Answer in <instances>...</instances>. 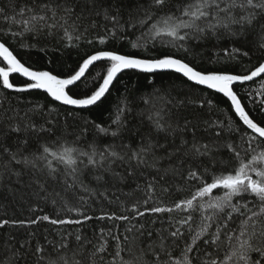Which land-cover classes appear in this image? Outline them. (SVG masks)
<instances>
[{"label": "snow or ice", "instance_id": "snow-or-ice-1", "mask_svg": "<svg viewBox=\"0 0 264 264\" xmlns=\"http://www.w3.org/2000/svg\"><path fill=\"white\" fill-rule=\"evenodd\" d=\"M91 17L107 23L89 38ZM0 20V182L29 181L27 214L0 216V229H33L3 241L0 264H264V0H8ZM57 33L65 47L92 48L70 72L34 68L18 55L17 44L34 47L26 37L39 43ZM222 37L230 46L216 62L224 67L189 59V41ZM117 40L170 51L108 47ZM254 52L257 60L244 64ZM126 70L178 74L192 87L125 95L108 121L84 120L90 140L57 135L62 108L74 115L99 106ZM10 93L25 107H13ZM34 93L46 102L28 99ZM133 105L135 129L126 118ZM170 192L180 195L166 201ZM41 224L54 226L57 239L48 229L36 239Z\"/></svg>", "mask_w": 264, "mask_h": 264}, {"label": "trees", "instance_id": "trees-1", "mask_svg": "<svg viewBox=\"0 0 264 264\" xmlns=\"http://www.w3.org/2000/svg\"><path fill=\"white\" fill-rule=\"evenodd\" d=\"M18 3H24V0H17ZM8 0H0V4H7ZM170 3L175 5L180 3V0H170ZM90 7V6H89ZM125 18H127V14L125 13ZM91 19H95L97 23V27L95 30H90L89 38L95 35V33H102L103 26L107 23L103 20L102 17H91ZM90 20H85L83 22L84 26H87ZM3 24V21L0 20V25ZM132 31V30H130ZM128 33H125L127 35ZM60 33H57L55 36L49 37H40L39 43H37L34 39L25 38L24 43H31L34 45L32 49H21L19 45L16 46V51L18 55L28 64L32 65L34 68L40 69H49L54 72H62L67 73L74 69L81 59L92 51V48L83 44L81 42L78 47H65V41L60 39ZM140 35L139 30H134V34L129 36L130 39L135 40L137 36ZM190 47L193 50V55L189 57V59L194 60V62L202 67V68H221L224 67V63H217L216 61L223 56L222 49L225 46H230L228 44L227 38L222 37L220 40H216L215 38H210L204 41H195L191 40L188 42ZM97 47H105L101 45H97ZM109 48L115 47L116 49L122 52H135L139 55H151L157 56L165 51H170V49H166L161 47L159 44L156 45L154 49H151L148 53H144L142 50L132 49L128 46L127 40L120 41L117 40L114 43H110L108 45ZM259 53H251V61L247 58L244 59V64L254 63L259 56ZM50 62V63H49ZM22 78L17 77V82H20ZM154 80V85L149 84V80ZM154 87L160 88H168L174 89L173 95L178 93H183L191 90L190 82H186L184 78L180 77L177 74L173 73H158L154 77L149 76L148 74L139 73L135 70H127L123 72L117 80L114 82V86L112 87L110 94L107 95L104 102L97 107H93L92 109L84 112H79L74 115H68V112L71 109L62 108L59 116L55 117L56 119V127L54 131L57 135L63 133L68 136V139L71 141L77 135L81 136V141L90 140L94 136V129L91 126H87V132L82 133L84 125V120H94L99 123L101 120L108 121L109 115L113 112L116 105L120 103L125 95L129 98V100L134 97L138 98L141 94H146L147 92L152 91ZM251 86V85H250ZM254 87V86H253ZM15 94H9V99L11 101V105L13 107L23 108L24 104H19L17 99L13 98ZM28 99H33L34 101H39L40 103H45V99L43 94L34 93ZM220 106L226 107L224 101L220 97H215ZM26 103V101H25ZM137 103L140 108L144 107V104L137 99ZM244 103L251 107L248 104L247 99L244 100ZM8 106V102H5V107ZM133 112L127 114V121L130 127L135 129V127L139 123V117L137 116V108L136 105H133ZM177 183L180 182V178H176ZM28 177L25 176L22 182H18L16 176H4L2 182H0V216L6 217H20L23 214H27L26 206L22 207L21 197L25 195L26 190L23 188V183H28ZM187 193H184L186 195ZM180 195L179 193L170 192L167 196H165L166 201H171ZM108 210L116 211L115 207H111ZM45 212L51 214V205L44 209ZM99 212V208H97V214ZM103 226V225H101ZM96 222H89L88 225L85 226V230L89 236L92 235V230L96 228ZM48 229L46 233L48 235V239L55 240L56 232L54 226L48 224H41L39 226H35L34 230L36 231V239H40L41 234H45L44 230ZM33 229H15L10 227H5L4 229H0V246H2L3 241L8 239L9 236H14L17 239H23L27 236L28 231ZM32 258H28L27 264H31ZM23 264V262H22Z\"/></svg>", "mask_w": 264, "mask_h": 264}, {"label": "water", "instance_id": "water-1", "mask_svg": "<svg viewBox=\"0 0 264 264\" xmlns=\"http://www.w3.org/2000/svg\"><path fill=\"white\" fill-rule=\"evenodd\" d=\"M126 71H127V70H126ZM124 72H125V71H124ZM165 73H167V72H165ZM168 73H170V72H168ZM121 74H122V73H121ZM121 74H119L118 77H119ZM177 75H178V74H177Z\"/></svg>", "mask_w": 264, "mask_h": 264}]
</instances>
